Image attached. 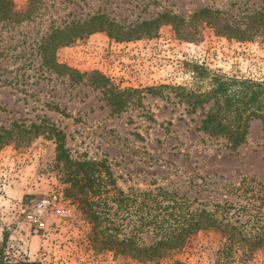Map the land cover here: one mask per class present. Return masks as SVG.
I'll return each mask as SVG.
<instances>
[{
  "label": "rangeland",
  "instance_id": "1",
  "mask_svg": "<svg viewBox=\"0 0 264 264\" xmlns=\"http://www.w3.org/2000/svg\"><path fill=\"white\" fill-rule=\"evenodd\" d=\"M53 1L55 6L50 10L47 5L42 15L9 30L0 28V129L16 122L25 128L33 123L59 130L72 158L103 160L123 191L130 186H162L185 192L190 199L201 195L208 200H232L226 193L222 197V190L216 189L219 194L197 191L193 183L199 182L198 177L205 183L252 177L264 185L261 121L251 119L243 142L227 148L221 139L197 129L210 101L191 109L180 100V90L170 88L193 81L182 66L189 60L211 71L264 82V44L258 38L228 40L202 27L199 36L185 41L163 26L150 39L114 42L105 32H96L56 50L58 62L83 72L76 80L39 65L31 46V40L45 31L48 15L59 23L60 17H70L68 12L84 14L99 8L129 22L148 18L162 5L186 14L224 0H160L158 4H144L146 0L142 4L141 0ZM13 3L20 10L26 0ZM92 70L106 78L105 88L127 90L119 108L104 87L91 81L93 76L87 74ZM195 81L190 87L208 86L206 79ZM128 88L132 89L129 96ZM54 148V140L45 132L0 145V256L40 264H137L126 256L90 249L85 235L90 225L82 219L77 200L62 194ZM110 206L104 214L106 226L120 223L122 234H127L128 206ZM215 240L211 233L198 232L175 258L182 264H215Z\"/></svg>",
  "mask_w": 264,
  "mask_h": 264
},
{
  "label": "trees",
  "instance_id": "2",
  "mask_svg": "<svg viewBox=\"0 0 264 264\" xmlns=\"http://www.w3.org/2000/svg\"><path fill=\"white\" fill-rule=\"evenodd\" d=\"M141 1L142 4L144 0ZM159 1L146 0L144 4H158ZM47 5L51 10L55 3L53 0H26L24 7L17 10L13 0H0V28L9 30L30 21L42 15ZM161 7L148 18L129 22L111 17L99 8L84 14L68 12L70 17H60L59 23L48 15L45 31L31 40L34 55L39 65L49 72L76 80L81 79L83 72L58 62L56 50L83 41L96 32H105L114 42H129L153 38L166 26L176 38L190 41L206 27L213 35L228 40L247 42L258 38L264 44V0H224L198 6L186 14L177 12L176 8ZM182 66L193 81L185 86L170 85V88L180 90V100L191 109L210 101L197 127L201 133L221 139L225 147L233 149L243 142L251 119H259L264 127L263 81L211 71L196 60L184 61ZM87 75L93 76L94 84L107 85L106 78L98 71L92 70ZM196 79H206L207 88L190 87ZM104 89L110 101L119 108L127 90L110 85ZM129 92L132 89L128 88V96ZM39 132H45L54 140V165L63 185L62 194L77 200L82 219L90 225L85 235L94 253L109 251L113 257L126 256L137 264H162L164 260H170L169 264H182L175 255L187 247L192 235L204 232L216 236L215 264H264V185L252 177L218 183H205L198 177L199 182L193 183L197 191L217 193L216 189L222 190V197L226 193L232 195V200H208L201 195L190 199L185 192L179 194L175 189L162 186L146 189L130 186L123 191L116 186L103 160L72 158L63 144L62 133L51 126L31 123L25 128L12 122L8 129H0V145L10 140L29 139ZM211 185L215 188H210ZM110 204L118 209L128 206L127 234H122L120 223H112L110 228L106 226L104 214L110 211ZM0 264L40 263L0 256Z\"/></svg>",
  "mask_w": 264,
  "mask_h": 264
},
{
  "label": "built area",
  "instance_id": "3",
  "mask_svg": "<svg viewBox=\"0 0 264 264\" xmlns=\"http://www.w3.org/2000/svg\"><path fill=\"white\" fill-rule=\"evenodd\" d=\"M41 204L38 205L37 211H41V206L44 207V201L40 202Z\"/></svg>",
  "mask_w": 264,
  "mask_h": 264
}]
</instances>
